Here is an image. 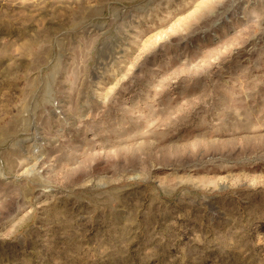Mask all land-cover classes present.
<instances>
[{"label": "rangeland", "instance_id": "1", "mask_svg": "<svg viewBox=\"0 0 264 264\" xmlns=\"http://www.w3.org/2000/svg\"><path fill=\"white\" fill-rule=\"evenodd\" d=\"M0 264H264V0H0Z\"/></svg>", "mask_w": 264, "mask_h": 264}]
</instances>
